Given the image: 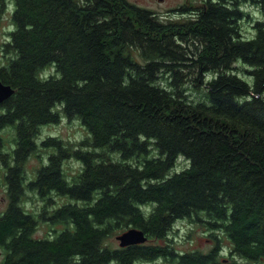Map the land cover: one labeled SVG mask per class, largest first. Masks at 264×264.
I'll return each instance as SVG.
<instances>
[{
  "label": "trees",
  "instance_id": "1",
  "mask_svg": "<svg viewBox=\"0 0 264 264\" xmlns=\"http://www.w3.org/2000/svg\"><path fill=\"white\" fill-rule=\"evenodd\" d=\"M243 1L202 0L163 19L127 0H14L0 63L15 89L0 104L2 264H264V20L244 37ZM251 1L264 11V0ZM61 111L90 135L59 141L28 182L40 129ZM7 127L15 147L5 151ZM180 157L187 166L169 175ZM69 158L80 163L71 181ZM28 190L76 202L37 215L24 207ZM43 218L64 228L38 239ZM182 219L204 225L215 239L209 251L156 242ZM132 227L145 244L106 245Z\"/></svg>",
  "mask_w": 264,
  "mask_h": 264
},
{
  "label": "rangeland",
  "instance_id": "2",
  "mask_svg": "<svg viewBox=\"0 0 264 264\" xmlns=\"http://www.w3.org/2000/svg\"><path fill=\"white\" fill-rule=\"evenodd\" d=\"M140 5L145 7H153L161 10L160 14H166L169 10L179 9L185 5H198L202 0H132ZM242 9L244 13H250V15L244 17L241 21L242 33L244 37H250L254 34L253 31V22L257 19L264 20V11L258 8L257 4L251 0H245L242 3ZM15 10V2L14 0H10L7 5L4 6V9H1L0 5V63L5 61V57L3 55V44L7 41V37L9 36V32L13 30V12ZM136 55V54H135ZM138 60L142 61V58L138 56ZM236 65L240 68L239 75L250 79L247 76L246 69L248 66L241 65L240 62H237ZM53 69L49 67L46 69V73L48 75L52 72ZM47 75V76H48ZM202 97V89L201 90H192V98L198 100ZM61 119L57 124H48L42 126L41 132L38 140V149L35 153H33L30 158L27 160L25 164V171L28 177V182L32 181L36 177V173L39 168L43 165L48 164V155L52 151L58 150V142L61 141L64 145H67V142L73 143V141L80 142L81 140L87 139L86 137L90 135L87 127L81 122L80 119H69L65 116L63 111L60 112ZM11 129V130H10ZM1 135L4 139V149L12 146L15 147V129L12 127H7L1 131ZM48 138H52L53 140L48 145H42V142ZM12 142V143H11ZM156 155V151H152L150 156ZM42 157V158H41ZM187 166L186 159L183 157L179 158L178 163L173 167L169 175H173L174 173L182 171ZM80 163L75 159L69 158L67 161L65 160L63 163V169L65 173L69 176L68 180L71 181L72 177L79 169ZM5 169L0 166V214H2L8 204L9 201L7 199V188L4 179ZM53 203L44 202L36 194L34 190H28L26 193V198L24 200V207L26 210L31 211L33 213L41 214L42 209H46L48 212H52L56 207L62 206L66 203L76 201L72 200L69 197L65 196H57L56 194H52ZM55 205V206H54ZM205 219V218H204ZM54 228L58 230H62L64 227L62 224L53 225L47 219L43 218L40 220L37 230L35 232V236L38 239H45L47 237H52V231ZM168 237L163 240H158L161 244H170L179 252H187L193 250H199L202 252H207L211 249L213 242L215 243V239L209 238V232H206L204 225L201 222L190 221L188 219L177 220L173 223L171 229L168 232ZM220 233V232H219ZM120 232L113 234L108 237L105 241L106 245L111 246L112 248H119V241L117 240V235ZM222 235L220 234V237ZM213 240V241H212ZM226 251L228 248H225ZM6 259L5 252L0 248V264H2ZM243 264H250L247 260H241ZM145 264H164L161 259L155 260L153 262H146Z\"/></svg>",
  "mask_w": 264,
  "mask_h": 264
},
{
  "label": "water",
  "instance_id": "3",
  "mask_svg": "<svg viewBox=\"0 0 264 264\" xmlns=\"http://www.w3.org/2000/svg\"><path fill=\"white\" fill-rule=\"evenodd\" d=\"M14 92L15 89L12 86L4 84L0 79V104L11 97ZM117 239L120 241L121 247H127L144 243L148 237L143 230L133 227L119 234Z\"/></svg>",
  "mask_w": 264,
  "mask_h": 264
},
{
  "label": "flooded vegetation",
  "instance_id": "4",
  "mask_svg": "<svg viewBox=\"0 0 264 264\" xmlns=\"http://www.w3.org/2000/svg\"><path fill=\"white\" fill-rule=\"evenodd\" d=\"M127 1L132 3V4H136V5H139L141 7H145V6H142V5H140V3H137L135 1H132V0H127ZM145 8H148V7H145ZM148 9L152 10L156 15L160 16L163 19L170 18V17L174 16V14H175L173 9L169 10V12H167L166 14H160L161 10H159L157 8L149 7ZM188 15L191 16V17L192 16L194 17V16H196V11L195 10H191Z\"/></svg>",
  "mask_w": 264,
  "mask_h": 264
}]
</instances>
